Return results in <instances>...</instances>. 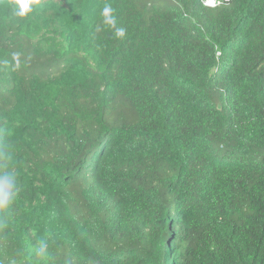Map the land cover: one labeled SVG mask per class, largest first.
Wrapping results in <instances>:
<instances>
[{
    "label": "trees",
    "instance_id": "1",
    "mask_svg": "<svg viewBox=\"0 0 264 264\" xmlns=\"http://www.w3.org/2000/svg\"><path fill=\"white\" fill-rule=\"evenodd\" d=\"M203 1L0 0V264H264V0Z\"/></svg>",
    "mask_w": 264,
    "mask_h": 264
},
{
    "label": "clouds",
    "instance_id": "2",
    "mask_svg": "<svg viewBox=\"0 0 264 264\" xmlns=\"http://www.w3.org/2000/svg\"><path fill=\"white\" fill-rule=\"evenodd\" d=\"M39 0H14L15 3V15L18 17H25L28 13L32 11V4L38 3ZM103 18V23L109 28L115 29L114 35L117 38H123L126 33L124 27H116V15L115 10L111 4H105L100 13ZM19 54L14 53L13 59L16 61V67L19 68ZM15 179L14 174L5 173L2 178H0V190H2L3 195L0 197V207L7 206L10 203L12 197V189L14 188L13 180Z\"/></svg>",
    "mask_w": 264,
    "mask_h": 264
},
{
    "label": "built area",
    "instance_id": "3",
    "mask_svg": "<svg viewBox=\"0 0 264 264\" xmlns=\"http://www.w3.org/2000/svg\"><path fill=\"white\" fill-rule=\"evenodd\" d=\"M203 2L206 7L215 8L221 3V0H204Z\"/></svg>",
    "mask_w": 264,
    "mask_h": 264
}]
</instances>
